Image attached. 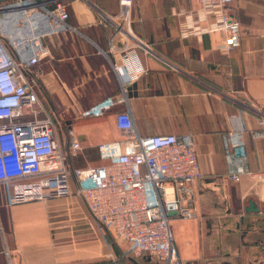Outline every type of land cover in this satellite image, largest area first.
Returning a JSON list of instances; mask_svg holds the SVG:
<instances>
[{
	"label": "crops",
	"instance_id": "crops-1",
	"mask_svg": "<svg viewBox=\"0 0 264 264\" xmlns=\"http://www.w3.org/2000/svg\"><path fill=\"white\" fill-rule=\"evenodd\" d=\"M65 3L73 30L44 38L47 53L28 72L37 75L40 117L55 119L63 147L68 132L79 142L71 164L103 165L125 147L119 112L142 136L190 135L201 171L194 217L170 219L182 264H264V0L232 5L240 46L230 51L196 0H133L128 23L119 0ZM15 15H0L7 44L19 32ZM128 49L144 72L123 85ZM107 98L117 101L112 110L83 115ZM69 187L60 198L12 204V187L0 183V264H163L111 237L73 179Z\"/></svg>",
	"mask_w": 264,
	"mask_h": 264
},
{
	"label": "built area",
	"instance_id": "built-area-1",
	"mask_svg": "<svg viewBox=\"0 0 264 264\" xmlns=\"http://www.w3.org/2000/svg\"><path fill=\"white\" fill-rule=\"evenodd\" d=\"M132 1L119 0L124 23H128ZM196 1L202 11L213 13L218 20L210 31L227 34L221 49L238 48L240 26L229 15L236 0ZM15 13L18 35L7 44L0 31V183L12 187V204L66 196L73 179L76 194L93 219L111 237L127 243L133 255L145 253L163 264H182L170 219L173 215L194 217L190 204L201 171L193 138L142 136L130 113L119 112L114 122L125 137V147L107 154L106 164L74 167L70 159L80 150L79 142L68 132L63 147L55 119L47 113L40 117L45 110L37 75L28 72L47 53L44 38L73 30L65 0H0L1 16ZM123 60L125 85L144 71L132 49L124 50ZM116 102L107 98L83 115H101ZM27 115L33 118L23 120ZM239 177L232 173L229 180L235 183ZM113 264L126 263L115 260Z\"/></svg>",
	"mask_w": 264,
	"mask_h": 264
},
{
	"label": "trees",
	"instance_id": "trees-1",
	"mask_svg": "<svg viewBox=\"0 0 264 264\" xmlns=\"http://www.w3.org/2000/svg\"><path fill=\"white\" fill-rule=\"evenodd\" d=\"M47 38V37H46ZM6 42V41H5Z\"/></svg>",
	"mask_w": 264,
	"mask_h": 264
}]
</instances>
